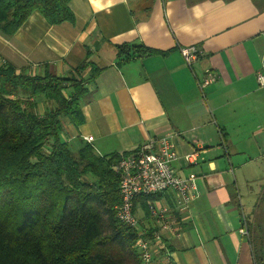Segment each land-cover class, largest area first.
<instances>
[{
  "label": "crops",
  "instance_id": "0c3cea01",
  "mask_svg": "<svg viewBox=\"0 0 264 264\" xmlns=\"http://www.w3.org/2000/svg\"><path fill=\"white\" fill-rule=\"evenodd\" d=\"M69 5L73 21L50 24L34 11L13 35L0 31V65L63 78L84 60L102 68L87 84L83 124L62 117L66 140L90 137L100 154L130 153L161 137L173 143L172 166L182 177L194 176L196 196L184 209L174 190L134 199L139 229L150 238L157 233L163 243L159 249L153 243L151 264H259L264 86L257 74L264 72V0ZM125 43L155 52L127 59L118 47ZM193 44L203 53L189 65L180 47ZM207 69L216 78L201 88ZM44 108L40 103L39 111ZM193 151L197 160L189 163L185 155ZM153 209L166 211L160 217Z\"/></svg>",
  "mask_w": 264,
  "mask_h": 264
},
{
  "label": "trees",
  "instance_id": "16d2710c",
  "mask_svg": "<svg viewBox=\"0 0 264 264\" xmlns=\"http://www.w3.org/2000/svg\"><path fill=\"white\" fill-rule=\"evenodd\" d=\"M69 3L0 0V31L13 35L34 11L50 24L73 21ZM118 47L127 59L155 52L143 43ZM101 71L87 60L69 78L0 65V264H144L138 229L115 209L114 166L128 152L100 154L85 139L63 137L62 117L83 124L87 84Z\"/></svg>",
  "mask_w": 264,
  "mask_h": 264
},
{
  "label": "built area",
  "instance_id": "2783aa9c",
  "mask_svg": "<svg viewBox=\"0 0 264 264\" xmlns=\"http://www.w3.org/2000/svg\"><path fill=\"white\" fill-rule=\"evenodd\" d=\"M181 53L187 64L191 65L197 60L203 51L195 44L180 47ZM216 78L215 74L207 69L202 81L201 88L205 87ZM257 79L264 86V72H258ZM87 141L90 137H85ZM177 158L173 143L167 137H161L155 143L147 142L138 149L122 155L114 166L119 173V189L121 202L115 206L118 218L125 224L138 229L139 239L137 245L142 255L144 264H151L153 259V246L163 248L160 237L155 233L152 238L144 236L139 229V221L134 213V199L141 195H151L166 190L176 192L177 204L180 208H186L196 196L194 176L182 177L178 175L172 162ZM189 163L197 160V151L185 155ZM166 209L158 212L153 209L155 216L163 217ZM166 226V225H165ZM241 231L248 233L247 227Z\"/></svg>",
  "mask_w": 264,
  "mask_h": 264
},
{
  "label": "rangeland",
  "instance_id": "374dc122",
  "mask_svg": "<svg viewBox=\"0 0 264 264\" xmlns=\"http://www.w3.org/2000/svg\"><path fill=\"white\" fill-rule=\"evenodd\" d=\"M258 207L259 216L257 217V227L255 232V247L259 254V263L264 264V198Z\"/></svg>",
  "mask_w": 264,
  "mask_h": 264
}]
</instances>
